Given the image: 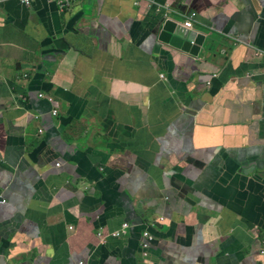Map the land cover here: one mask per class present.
Listing matches in <instances>:
<instances>
[{"label": "crops", "instance_id": "0c3cea01", "mask_svg": "<svg viewBox=\"0 0 264 264\" xmlns=\"http://www.w3.org/2000/svg\"><path fill=\"white\" fill-rule=\"evenodd\" d=\"M80 263L264 264V0L1 5L0 264Z\"/></svg>", "mask_w": 264, "mask_h": 264}, {"label": "water", "instance_id": "95a60500", "mask_svg": "<svg viewBox=\"0 0 264 264\" xmlns=\"http://www.w3.org/2000/svg\"><path fill=\"white\" fill-rule=\"evenodd\" d=\"M155 33L160 44L168 45L195 57L204 53V48L208 47L211 41L204 34L190 30L170 19L162 20L156 26Z\"/></svg>", "mask_w": 264, "mask_h": 264}, {"label": "built area", "instance_id": "2783aa9c", "mask_svg": "<svg viewBox=\"0 0 264 264\" xmlns=\"http://www.w3.org/2000/svg\"><path fill=\"white\" fill-rule=\"evenodd\" d=\"M6 0H0V7L1 5L5 2ZM21 3H23L24 5H26L27 7H32V5H34V3L37 0H19ZM55 1L63 10L66 9L67 7H71L74 5V3L78 0H53ZM135 4H137V0H133ZM194 16V14H193ZM184 27L190 29L192 28V22L191 21H187L184 23ZM42 97V96H40ZM58 114L57 110L53 111V115L56 116ZM3 203L5 202L4 200L2 201ZM128 228V224L127 223H123L120 227L119 230L115 231L114 233L111 234V236L113 238H119L123 235L126 234ZM99 237H101V234H98ZM153 240L152 235L148 232V231H144L142 233V241L140 243V247H141V251H142V255L144 257H146L148 255V249L150 247V243ZM83 264V263H80Z\"/></svg>", "mask_w": 264, "mask_h": 264}]
</instances>
